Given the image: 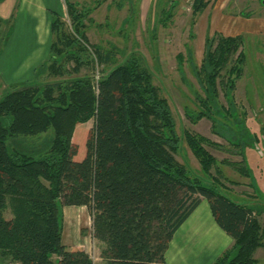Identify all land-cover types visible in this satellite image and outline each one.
Here are the masks:
<instances>
[{"label":"trees","instance_id":"1","mask_svg":"<svg viewBox=\"0 0 264 264\" xmlns=\"http://www.w3.org/2000/svg\"><path fill=\"white\" fill-rule=\"evenodd\" d=\"M63 3L70 31L50 11L48 59L33 70L32 80L0 96V264H92L85 251L63 244L57 202L88 210L105 264H166L174 233L202 200L233 240L213 264H256L254 252L264 248L263 208L225 196L219 167L247 178L263 200L244 152L246 140L255 138L243 136L242 122L231 129L224 124L220 131L214 121L218 109L226 118L234 108L231 92L245 63L243 37L206 36L195 74L203 92L196 97L200 111H185L191 124L210 120L213 134L227 140L241 159L218 162L208 148L225 150L221 145L184 131L199 165L195 174L174 157L181 144L174 117L143 59L131 55L114 64L112 49L90 52L84 33L89 10ZM169 4L160 12L164 23L172 15ZM206 6L194 0L192 16ZM96 64L102 67L96 80L80 75ZM220 92L230 109L219 104ZM90 120L84 157L75 161L73 134ZM7 210L11 219L4 218Z\"/></svg>","mask_w":264,"mask_h":264},{"label":"rangeland","instance_id":"2","mask_svg":"<svg viewBox=\"0 0 264 264\" xmlns=\"http://www.w3.org/2000/svg\"><path fill=\"white\" fill-rule=\"evenodd\" d=\"M41 1H44L50 11L61 15L63 0L59 3L53 0H28L29 7L34 8ZM70 1L76 3L80 9L89 10V16L84 22V33L90 52L94 48L112 49L114 64L121 63L131 55L143 59L151 74L152 84L167 99L174 117L176 133L181 142L174 157L195 174H199V165L182 137L184 131L202 135L221 145L226 151L208 148L218 162H238L241 159L227 140L213 134L210 120L203 118L196 124H191L185 111H200L196 105V97L203 96V92L195 74L203 57L206 36L219 32L223 36L243 37L245 63L241 77L231 92V104L234 108H231L226 118L221 109H218L214 112V121L220 131L224 124H229L231 129L233 123L242 122L247 127L243 136L255 138L246 140L244 152L263 200L255 196L256 193L249 186L247 178L241 177L222 163L219 167L225 178L222 180L224 195L237 203L262 206L263 212L259 221L264 223V0H204L207 6L196 17L192 16L194 0ZM1 3L0 19L6 21L10 20V16L14 17L12 23L0 24V96L33 79V72L15 78V66L22 59L26 62L23 65L28 64L27 56L34 48V25L27 22L28 7L22 6L21 0H0V5ZM168 4L172 15L164 23L160 21V12L166 10ZM1 8L9 9V15L6 16V11ZM16 14L18 18L15 19ZM63 22L70 31L69 19L65 14ZM19 27L25 28V32L20 33ZM18 44L22 48L17 49ZM101 69L96 64L91 70L82 69L80 75H92L96 80ZM40 80H45V77ZM225 100L220 92L219 104L224 107L222 109H230L226 108L228 105ZM93 124L94 121L90 120L76 128L73 136L75 161L84 157L85 142ZM57 205L64 235L63 244L78 230L85 235L88 232L91 234V218L86 208L63 207L60 202ZM4 218L11 219L9 210L4 213ZM93 246L94 252L91 254L100 253L101 246L97 243H93ZM65 247L69 249L68 246ZM257 263L264 264V248L257 254Z\"/></svg>","mask_w":264,"mask_h":264},{"label":"crops","instance_id":"3","mask_svg":"<svg viewBox=\"0 0 264 264\" xmlns=\"http://www.w3.org/2000/svg\"><path fill=\"white\" fill-rule=\"evenodd\" d=\"M53 1L59 3L60 0ZM21 5L28 7L26 16L29 20L27 22L34 25V48L32 53L27 56L28 64L23 65L26 63L24 62L25 59L19 60L16 64L17 73L15 78L27 72L32 73L34 69L43 64L49 57L51 44L50 9L45 6L44 1L33 6L34 8L29 7L28 0H21ZM1 6L2 3L0 7ZM1 9L6 11V16L9 15V9ZM61 12L60 17L63 19L64 14L66 15L64 3L61 5ZM16 18H18L17 14L15 15V19ZM18 29L20 33L25 32V28L19 27ZM19 48L22 47L18 44L17 49ZM204 201L205 200H202L200 202L187 220L174 233L165 251L164 258L166 264H213L217 257L232 246L233 240L217 226L211 215L208 203L205 204ZM79 209H84V207H79ZM86 234L87 235L78 230L77 233L64 242V244L68 246L70 250L85 251L92 259V264H105L100 258V253L91 254L94 252L93 248L95 247L93 243L95 245L97 243L99 246H101V244L92 238L90 232ZM63 238L64 235H62V242L64 241ZM261 249L263 248H259L254 252V259L256 262L257 254Z\"/></svg>","mask_w":264,"mask_h":264}]
</instances>
